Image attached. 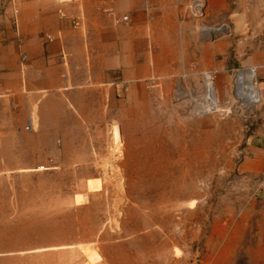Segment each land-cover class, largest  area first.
Returning a JSON list of instances; mask_svg holds the SVG:
<instances>
[{
    "label": "rangeland",
    "instance_id": "374dc122",
    "mask_svg": "<svg viewBox=\"0 0 264 264\" xmlns=\"http://www.w3.org/2000/svg\"><path fill=\"white\" fill-rule=\"evenodd\" d=\"M184 18L143 91L102 55L87 75L76 62L60 73L74 101L44 91L40 113L8 98L20 110L0 133V264H261L244 220L264 209L249 149L263 146V90L237 97L231 53L212 66V43Z\"/></svg>",
    "mask_w": 264,
    "mask_h": 264
},
{
    "label": "crops",
    "instance_id": "0c3cea01",
    "mask_svg": "<svg viewBox=\"0 0 264 264\" xmlns=\"http://www.w3.org/2000/svg\"><path fill=\"white\" fill-rule=\"evenodd\" d=\"M6 1L0 7V133L8 131L15 122L14 114L20 110L11 108L8 98L17 102L40 101V113L44 111L45 99L41 95L44 91H64L74 101L76 89L70 91L68 78L62 79L64 75L60 73L66 69L71 78L68 67L75 62L85 75L95 67L98 69L100 59L104 60L102 55H107V62L123 78L132 80L138 91H143L144 79L168 67L160 58L165 52L164 40L175 39L177 23L188 17L189 0H23L15 2V15ZM205 1L208 19L224 18L232 28L229 37L211 44V65L220 66L224 62L220 55L229 51L231 56L226 65L254 68L264 102V0ZM123 14L128 16L127 23L119 19ZM43 33L53 39L45 41ZM86 38H90V43L84 45ZM21 54L25 55L22 63ZM83 87L77 91L90 92L88 85ZM210 110L216 111V105ZM260 114L259 140L263 146H251L250 141L249 149H253L262 166L263 105ZM247 213L244 221L253 237L250 250L259 253L256 261L264 264V209H249Z\"/></svg>",
    "mask_w": 264,
    "mask_h": 264
},
{
    "label": "built area",
    "instance_id": "2783aa9c",
    "mask_svg": "<svg viewBox=\"0 0 264 264\" xmlns=\"http://www.w3.org/2000/svg\"><path fill=\"white\" fill-rule=\"evenodd\" d=\"M16 1H23V0H8L6 1L10 7H11V12L13 15L16 14L17 10L15 7V2ZM3 0H0V7L3 6ZM188 17H190V19H195L197 20L195 22L196 25V30L197 32L200 34V39H204L208 42L213 43L214 41L218 40V39H222V38H227L231 35V27H230V23H228L229 21H227L224 18H218V19H208V17L205 15L206 13V1L205 0H189L188 1ZM106 12L108 14H112V12L110 10H106ZM61 15V13H60ZM119 19L123 22V23H127L128 21V16L123 14L119 17ZM13 26L16 29V21L13 18ZM73 26L76 25L75 22L72 23ZM205 27H210L211 30L210 31H206L204 30ZM41 37L45 40V41H51L52 40V36L50 34L47 33H43L41 34ZM25 55L21 54L20 55V63H22V61L24 60ZM234 71V94L235 93V88L237 85V75L240 73V76L242 77V79L245 81L247 79V75L249 73V79L243 85H241V91H246L245 96L247 97L246 99H242L239 95H236L237 97H239L241 100L246 101V102H258L259 98H260V90L258 88L257 83L255 82L254 78V68L249 67V68H239V67H235L233 68ZM33 122L34 119L31 115L27 116V120L26 123L24 125V130L26 131H31L33 129ZM263 181H264V172H263Z\"/></svg>",
    "mask_w": 264,
    "mask_h": 264
},
{
    "label": "bare ground",
    "instance_id": "6f19581e",
    "mask_svg": "<svg viewBox=\"0 0 264 264\" xmlns=\"http://www.w3.org/2000/svg\"><path fill=\"white\" fill-rule=\"evenodd\" d=\"M204 30H206V31H210L211 30V28L210 27H205L204 28ZM249 73H248V75H247V79L244 81L243 79H242V77L240 76V73L237 75V78H236V80H237V85H236V88H235V93H236V95H239L242 99H246L247 97L245 96V94H246V91H241V85H243L244 83H245V85H246V82L248 81V79H249ZM209 81V80H208ZM207 81V82H208ZM213 92H212V88H211V86L207 83V93L205 94V96H206V99H207V101L208 102H210V109H213V107H215V105H214V96H213V94H212Z\"/></svg>",
    "mask_w": 264,
    "mask_h": 264
}]
</instances>
